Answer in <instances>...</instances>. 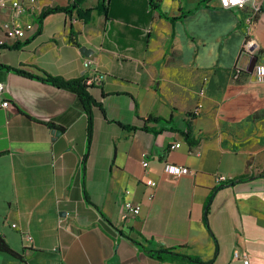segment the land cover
Listing matches in <instances>:
<instances>
[{
	"label": "crops",
	"instance_id": "0c3cea01",
	"mask_svg": "<svg viewBox=\"0 0 264 264\" xmlns=\"http://www.w3.org/2000/svg\"><path fill=\"white\" fill-rule=\"evenodd\" d=\"M10 1L0 0V65L90 80L100 107L88 141L76 94L0 69V102H9L0 108V238L20 257L0 253V264H185L143 251L158 248L264 264V119L254 118L264 113V84L251 73L264 64V0L252 4L257 12L250 2L84 0L82 10L95 8L86 23L55 13L40 24L44 8L73 0H19L29 5L20 15ZM15 22L33 29L5 37ZM163 162L189 174L166 176ZM243 175L251 178L213 195L208 233L202 210L217 178ZM127 202L140 208L124 219Z\"/></svg>",
	"mask_w": 264,
	"mask_h": 264
},
{
	"label": "trees",
	"instance_id": "16d2710c",
	"mask_svg": "<svg viewBox=\"0 0 264 264\" xmlns=\"http://www.w3.org/2000/svg\"><path fill=\"white\" fill-rule=\"evenodd\" d=\"M84 0H73L71 2V4H69L68 6L64 7V6H54L51 8H44L41 13L38 15L37 17V22L40 24L41 20L46 16V15H50V14H55V13H64L66 15H70L72 13H75V17L77 19H80V21L86 23L92 13V11L95 9H86V10H82L80 8V4L83 2ZM153 7H157L156 5H153ZM97 10H100L102 12L105 11L104 6L102 5V3H100L97 7ZM164 18H166V16H164ZM174 18H170V20H173ZM1 46V45H0ZM11 69L13 70L15 73L23 75V76H27L30 77L31 79H36L42 82H45L46 84H50L59 88H62L64 90L70 91L74 94H76V98L79 102V104L81 105L82 109L84 110V114L86 116V136L88 141L90 140L91 137V133H92V127H93V118H92V108L94 107H100L99 104L95 103L93 98L90 96V93L88 92V88L89 85L86 84V79L85 78H73L70 80H64L62 79V77H51L48 75H44V76H34L31 75L29 72H25V71H21V70H14L13 68H9L7 66H3L0 65V69ZM238 79V78H236ZM195 112L189 113L187 114L189 120H192L195 117ZM149 121H161V119H157V118H148L146 120H144V122H149ZM171 120H167L166 122H170ZM50 125V124H49ZM186 130L183 131V136L185 138V140L188 142L189 145L193 146L197 144V140H193L192 137L190 136V123L187 122L186 123ZM260 176H264V171L262 172V174ZM251 177L248 176H240L237 177L236 179H230L228 181H224V182H220L221 185H217L215 186L211 193L208 195L207 200L205 202L204 208L202 210V221L204 223V227L206 228V230L208 231V233H210L209 229H208V214H209V210H210V203L211 200L213 198V195L217 192L218 189H221L223 186L225 185H233V184H238V183H242L244 182L246 179H250ZM87 199V198H86ZM211 234V233H210ZM213 237V235H211ZM132 242L136 243L137 246H140L142 249L143 247L136 241V240H131ZM177 249L175 248H158L156 250H144V252L148 253L150 255V257H153V259L158 260V261H169V262H173V261H179V262H185V264H210L211 262H203L201 261V259L197 256H191V255H186L185 253H178L176 251ZM0 253H4L9 255V257L12 258H16V259H20V257L18 255H16L15 253H13V251L9 248V246L6 244V242L0 238ZM217 253V247H215V253L214 255H216Z\"/></svg>",
	"mask_w": 264,
	"mask_h": 264
},
{
	"label": "built area",
	"instance_id": "2783aa9c",
	"mask_svg": "<svg viewBox=\"0 0 264 264\" xmlns=\"http://www.w3.org/2000/svg\"><path fill=\"white\" fill-rule=\"evenodd\" d=\"M255 0H238V2L233 3L232 0H228L227 3H225V0H219V5L221 7H223L224 9H228V8H240L243 9L245 4H247L248 2L251 3V7H252V11L253 12H257L256 7H254L252 4L254 3ZM29 7L28 3L19 1V0H12L9 3V8L14 12V14L16 15H20L22 13H25L27 11V8ZM33 29V25L31 23H26V24H20L19 22H15L11 25V27H8V29H6V31L4 32L5 37L7 38H15V39H22L25 36V33L29 30L32 31ZM89 62L84 63V67L88 66ZM261 68H264V64H258L255 65L252 68V75L254 76V79L257 83L259 84H264V74H261V72L259 71ZM240 76V71H238V69H234L232 71V78L236 79ZM91 83L90 80L86 81V84L89 85ZM2 91V86L0 85V92ZM9 106V102L8 101H2L0 102V108H8ZM180 143H176L174 145H170L169 149H177L179 147ZM145 155H142V157L144 158ZM141 167L143 169H145L147 167V161L142 160L140 163ZM162 172L163 174H165L166 176H169L171 178H178V177H182L185 175L189 174V170L187 169V167L185 166H178V165H174L171 164L169 162H163L162 164ZM217 181L220 182H224L225 178L224 177H218ZM146 187L150 188L151 190L156 189V183L155 181L152 180H147L146 181ZM139 206L137 203H133V202H127L124 204L123 208H122V218H127L130 216H136L139 213ZM234 259L238 260V259H243V257L238 254V253H234L233 255ZM243 263L246 264V261L243 260Z\"/></svg>",
	"mask_w": 264,
	"mask_h": 264
},
{
	"label": "water",
	"instance_id": "95a60500",
	"mask_svg": "<svg viewBox=\"0 0 264 264\" xmlns=\"http://www.w3.org/2000/svg\"><path fill=\"white\" fill-rule=\"evenodd\" d=\"M79 52L81 53V55L85 56V57H88L90 55V51H88L87 49L85 48H80ZM52 133L55 135V136H58L59 135V131H56V130H53Z\"/></svg>",
	"mask_w": 264,
	"mask_h": 264
},
{
	"label": "rangeland",
	"instance_id": "374dc122",
	"mask_svg": "<svg viewBox=\"0 0 264 264\" xmlns=\"http://www.w3.org/2000/svg\"><path fill=\"white\" fill-rule=\"evenodd\" d=\"M254 118L264 119V113H263L262 115L254 116ZM231 135H232V137H234V138H236V139L238 138V136L236 135V132H235V131L232 132Z\"/></svg>",
	"mask_w": 264,
	"mask_h": 264
},
{
	"label": "snow or ice",
	"instance_id": "6c2138e0",
	"mask_svg": "<svg viewBox=\"0 0 264 264\" xmlns=\"http://www.w3.org/2000/svg\"><path fill=\"white\" fill-rule=\"evenodd\" d=\"M227 2H228V0H225V3H227ZM232 2L236 3V2H238V0H232Z\"/></svg>",
	"mask_w": 264,
	"mask_h": 264
},
{
	"label": "clouds",
	"instance_id": "9594fccd",
	"mask_svg": "<svg viewBox=\"0 0 264 264\" xmlns=\"http://www.w3.org/2000/svg\"><path fill=\"white\" fill-rule=\"evenodd\" d=\"M259 71L261 72V74H264V68H261Z\"/></svg>",
	"mask_w": 264,
	"mask_h": 264
}]
</instances>
